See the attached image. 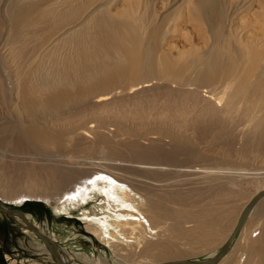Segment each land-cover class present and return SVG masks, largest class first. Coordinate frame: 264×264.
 <instances>
[{"label":"bare ground","instance_id":"1","mask_svg":"<svg viewBox=\"0 0 264 264\" xmlns=\"http://www.w3.org/2000/svg\"><path fill=\"white\" fill-rule=\"evenodd\" d=\"M142 3L0 0V197L14 204L54 200L57 212L84 202L93 188L117 198L113 184H127L141 197L137 210L148 223L120 222L136 241L115 250L122 255L141 244L148 253L143 258L151 259L135 264H159L187 257L190 251L178 248L182 240L214 237L213 228L224 218L210 203L200 214L201 206L175 204L187 196V185L201 184L194 176L206 179L202 186L211 194L225 197L247 175L241 168L191 165L209 141L200 147L197 132L215 141L227 127L244 125L248 159L264 156V0H182L178 17L189 31L174 54L164 44L176 27L169 17L147 15ZM187 73L193 81L177 82ZM156 81L166 87L151 88ZM110 123L116 139L105 131ZM101 151L114 162L67 160ZM223 154L224 160L233 157ZM260 199L233 241L256 206L264 215ZM11 217L22 220L17 213ZM100 222L86 226L98 238L105 228ZM147 229L155 231L153 239ZM262 241L249 237L246 247L264 257Z\"/></svg>","mask_w":264,"mask_h":264},{"label":"rangeland","instance_id":"2","mask_svg":"<svg viewBox=\"0 0 264 264\" xmlns=\"http://www.w3.org/2000/svg\"><path fill=\"white\" fill-rule=\"evenodd\" d=\"M140 1L141 3L143 2L142 5L144 4L143 8L145 6L144 9L145 11L147 10L145 12L147 15L150 16L154 12V15L157 14V18L160 16H162L160 18L169 17L172 25L176 27L175 30L171 31L167 36L164 48L170 50L173 54L177 50L182 49L185 44V40L182 37L183 32L186 30L189 31V26L183 25L181 23V18L178 17L181 14L180 7L183 8L182 0L173 5L170 4L171 0ZM183 26L185 28H183ZM184 54L186 55L184 58L190 59L191 61L192 57L190 56V52L186 51ZM187 59L185 61H187ZM186 75H180L181 77L179 76L180 78L177 79V82L181 83L186 82V80H194L193 75H191V78L189 74L187 75L189 78L185 77ZM153 84L151 88L166 87V84H164V82L162 83V81H156V83ZM1 118L2 117L0 116V119ZM242 126L235 124V127L233 128L227 127L225 129L224 137L221 136L220 139L215 141H212L213 137L210 133H207L205 137H200L197 132L200 139V147L203 145L204 140L209 141L206 142L207 147L201 148L203 150V157H200L198 161L191 165L215 167L219 169L241 168L244 170L245 174L247 173V175L237 185L232 186V190L235 191H230L228 189L229 194L225 197L220 196L217 192L211 194L210 189L202 186L206 179H203V177L199 175L194 176L196 179H193L194 181H192H197L201 184H198L199 186L195 187L187 185L188 187L185 188L187 196L177 199L175 204L177 206L180 204L187 206L196 204L197 206H201L198 211L200 214L204 212V209L207 207L206 204L210 203L214 209L213 213H215L217 208L223 210L224 218L213 228V231L216 233L214 237L210 235L208 236V239L207 237H198L190 241H187L186 239L182 240V243H180L182 246H178V248L182 251H190L189 255L183 259H169L170 261L188 260L196 262L208 260L215 256L220 251L229 229L232 228L235 220L237 221L243 205L248 198L257 191V189L264 186V156L256 158L251 157L248 159V147L243 143L245 135L241 132ZM233 129H235V131ZM106 130L110 137L116 139L113 137L116 134L115 126L110 123L106 126L105 131ZM124 137H127V139H133L132 136H122V138ZM208 144L210 146H208ZM226 151L233 157L224 160L226 155L223 153ZM107 153V151H101L99 154H86L84 155L86 158H68L67 160L71 164L88 163L91 161L93 164L100 163L102 165L113 163L114 160L113 162L112 160H109L110 157L106 158ZM179 159L183 160L184 157L180 155ZM188 164L190 165V163ZM238 164L243 166H238ZM113 188L116 189L113 190L116 191L115 194L117 198L111 195H106L105 192H100V190L93 188L84 202H80L74 206H68L66 204L67 210H59L57 212L55 211L56 203L54 200L46 202L41 199H29L23 201L22 204H14L9 201L5 202L1 200L0 197V201H2L5 206L19 208L27 215L30 221L35 224L38 230L43 234L49 235V237L58 245V248L56 249L59 252V256L68 264H135L140 261H147L151 259V257L148 256L145 259L143 258L146 257L148 253L142 251L141 244H137V246L134 245L131 250L121 252L122 255H120L119 251L115 250L117 246H121V248H129L128 243L134 244L136 241L134 238L128 237L124 234L122 227H120V222L124 220H144V218L143 215L139 213L140 211L137 210L141 205V197L139 194L135 193L127 184H120L117 182L113 184ZM198 189H200V193L195 194V191ZM239 191L241 192L240 194L237 193ZM209 195L211 197H209ZM208 198L209 200H207ZM217 202H220L221 204L218 206ZM258 202L259 200L257 203ZM257 207L258 206L254 209L256 210ZM255 210L252 211L248 217L246 229L243 234L240 233L241 235H238L239 237L237 236L225 255L226 258L218 264H264V257H261L260 255L257 256L246 247V240L249 237L255 239L259 237L263 238L262 242L264 247V215L259 214ZM100 220L104 221L105 228L102 230L104 233L98 238L95 234L89 231L86 226L87 224H91L100 227ZM144 221L145 223H148L146 220ZM19 223L23 225V227L20 226ZM251 233L253 236H250L252 235ZM154 235L155 231L147 229L146 237L148 239H153ZM105 238H107L108 241L107 239L105 241ZM127 251L128 253H126ZM169 260H162V262ZM11 263L59 264L53 257H51L43 242L32 231L25 228L22 220L21 222L15 221L11 216L0 213V264Z\"/></svg>","mask_w":264,"mask_h":264},{"label":"water","instance_id":"3","mask_svg":"<svg viewBox=\"0 0 264 264\" xmlns=\"http://www.w3.org/2000/svg\"><path fill=\"white\" fill-rule=\"evenodd\" d=\"M263 196H264V190H261V191L257 192L251 198V200L246 204V206L243 208V210L241 211V214L238 217V220L235 224L233 231L231 232V234L229 235V237L227 238V240L223 244L220 251L213 258H211L209 260L199 261V262H193V261H188V260H184V261L175 260V261H169V262H162L159 264H215V263H217L218 261H220L224 257V255L228 251L230 244L232 243L233 239L236 237L239 230L241 229V227H242L249 211L251 210L252 206L257 202V200H259ZM0 212L5 213L9 216L10 215L12 216L14 213L19 214L21 216L24 224H25V227L28 228L30 231H32L48 247L49 251L51 252V256L54 257L60 264H64L60 260V257L57 254V252H55V250L50 246L49 242L52 241L51 238L48 235H45L42 232H40L31 223V221L26 217V214L23 211H21L19 208H12L9 206L3 207L0 204ZM19 225L23 227V225H21L20 223H19ZM53 244H54V242H53Z\"/></svg>","mask_w":264,"mask_h":264}]
</instances>
